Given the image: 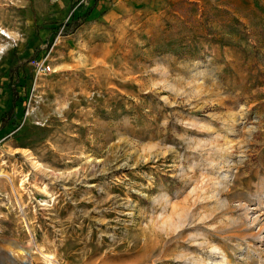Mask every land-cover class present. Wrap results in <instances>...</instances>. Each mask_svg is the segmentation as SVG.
Instances as JSON below:
<instances>
[{"label":"rangeland","instance_id":"obj_1","mask_svg":"<svg viewBox=\"0 0 264 264\" xmlns=\"http://www.w3.org/2000/svg\"><path fill=\"white\" fill-rule=\"evenodd\" d=\"M0 264H264V0H0Z\"/></svg>","mask_w":264,"mask_h":264},{"label":"trees","instance_id":"obj_2","mask_svg":"<svg viewBox=\"0 0 264 264\" xmlns=\"http://www.w3.org/2000/svg\"><path fill=\"white\" fill-rule=\"evenodd\" d=\"M89 14H90V10H87L77 18L72 19L70 22H66L65 23L66 30H70L71 25H73L72 30L75 29L79 24H81L86 20Z\"/></svg>","mask_w":264,"mask_h":264},{"label":"bare ground","instance_id":"obj_3","mask_svg":"<svg viewBox=\"0 0 264 264\" xmlns=\"http://www.w3.org/2000/svg\"><path fill=\"white\" fill-rule=\"evenodd\" d=\"M53 175H54V174H53ZM46 177H47V178H50V177H52V175H50V174H47V175H46Z\"/></svg>","mask_w":264,"mask_h":264}]
</instances>
